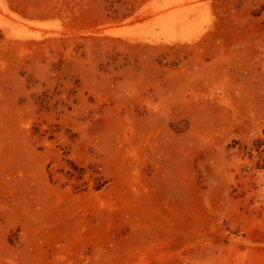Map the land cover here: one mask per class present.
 <instances>
[{
	"label": "rangeland",
	"instance_id": "obj_1",
	"mask_svg": "<svg viewBox=\"0 0 264 264\" xmlns=\"http://www.w3.org/2000/svg\"><path fill=\"white\" fill-rule=\"evenodd\" d=\"M0 264H264V0H0Z\"/></svg>",
	"mask_w": 264,
	"mask_h": 264
}]
</instances>
